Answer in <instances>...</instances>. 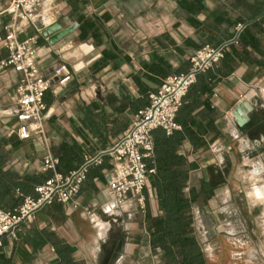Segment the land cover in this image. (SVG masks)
<instances>
[{
	"label": "crops",
	"instance_id": "1",
	"mask_svg": "<svg viewBox=\"0 0 264 264\" xmlns=\"http://www.w3.org/2000/svg\"><path fill=\"white\" fill-rule=\"evenodd\" d=\"M123 1L58 0L53 6L57 9L55 20L48 24L39 22L40 17L45 21L50 11V8L44 6L38 12L37 22L40 25L36 22L34 27L25 32L24 36L36 38L34 59L50 82L43 101L51 118L46 124L48 148L35 139L21 142L11 135L10 132L16 126L15 120L10 117V111L15 103L18 74L12 69L0 74V141H11L6 150L11 151V165L19 175L43 174L42 160L48 150L58 160L57 172L63 175L75 171L85 159L108 151L132 124L134 112L126 97L131 100L140 97L133 77L142 70L143 64L154 62L158 55L166 56L175 69L180 66L172 50L153 47L151 42L169 35L181 43L183 38L195 40L200 35L187 24L186 16L177 8L175 0H148L145 8L164 7L168 10L160 19L155 14L148 15V22H161L169 27L161 31L154 29L153 34L147 35L148 40H151L150 46L143 42L146 37L139 36L133 39L137 45L127 46L119 25L139 24L142 20L138 11L128 14L124 10ZM9 2L10 0H0L1 38L5 35L3 26L8 21L1 13ZM135 2L139 4V0ZM204 3L209 10L227 13L233 20L243 17L247 23L257 22L264 29V0H204ZM171 10L179 14L174 19ZM103 13L109 15L106 27L126 60L120 57L108 65H98L105 47L95 48L91 41L79 40V19ZM73 24H77V28L53 45L49 43L48 37L42 36V32L53 25L64 30ZM234 31L235 36L231 41L235 43L243 27L237 25ZM220 34L214 35L220 38ZM161 43L167 46L164 40ZM259 43L264 52V33L259 37ZM82 44L92 46V51L83 53L80 48ZM7 56V51L1 49L0 60ZM184 59L187 61L184 67L187 72L189 57L185 56ZM61 67L64 70L55 76L54 72ZM232 67L233 71L220 79L209 98L214 120L212 130L203 138V147L195 152L188 142L182 144L181 150L189 160L188 188H196L201 183L208 184L210 179L216 178L221 185H228V189L214 191L209 201L210 208L214 207L216 200L244 194L247 209L258 208L257 213L263 216L260 209H263L261 206L264 204V136L249 137L247 124L251 121L252 114L264 119L262 107L255 100L257 94L264 98V71L256 65H247V62H233ZM242 100L249 102L252 112L248 114V123L240 128L235 124L231 113ZM12 144L17 146L13 147ZM225 161L228 165L227 177L222 171L225 169L222 165ZM110 169L108 159H103L100 167L89 171L76 204H56L61 207V213L55 211L54 204L45 207L41 211L45 217L43 223H37L36 229L46 230L57 239L65 241L72 257L83 264H160L158 256L151 252L143 223L146 211L153 217L157 215V202L153 196L145 200L143 218L139 224L128 226V233L119 240H108L109 224L103 222L102 218L106 216V211L113 209L104 180V171ZM48 174L52 176L51 173ZM55 218L58 224L52 223ZM101 225L108 227L101 231ZM118 242L121 243L120 247ZM209 247L212 255L209 253L208 256ZM260 247V244L248 239L247 243L242 244L221 237L207 245L205 258L207 264H261L253 256V252L257 254L255 249ZM237 250L247 251V260L236 259ZM36 252L37 254L31 244L17 245L14 264H56V256L49 245H44Z\"/></svg>",
	"mask_w": 264,
	"mask_h": 264
},
{
	"label": "trees",
	"instance_id": "2",
	"mask_svg": "<svg viewBox=\"0 0 264 264\" xmlns=\"http://www.w3.org/2000/svg\"><path fill=\"white\" fill-rule=\"evenodd\" d=\"M177 8L186 16V22L200 35L195 40L183 38L179 43L169 35L163 36L166 45L159 40L151 42L153 47L161 50H172L180 66L173 68L165 57L156 56L152 63H145L142 70L133 77L140 97L129 99L126 97L134 115L149 104V95L158 91L162 82L173 74H183L190 57L204 46H219L226 44L223 59L212 69L197 76L195 83L189 88L182 100L175 117V124L179 130L166 135L162 130L152 133L153 154L146 161L148 168L154 170L147 187L143 191L145 200L153 196L157 202V215L151 216L147 211L144 215V227L148 234L151 252L158 256L160 264H207L202 246L194 229L193 208H203L213 197L215 189L220 183L216 178L210 179L208 184L201 183L198 188H188L189 160L181 150L183 142H188L196 152L204 145V136L212 130L214 112L209 104L215 86L222 77L233 71L232 63H246L256 65L264 71V52L259 43V37L264 29L259 23H247L243 17L233 20L227 13H217L206 8L204 0H175ZM109 15L84 17L79 19L80 41H91L95 48L104 46L102 60L97 64L108 65L118 58L126 60L114 44L106 27ZM237 25L243 27L235 43L231 41L235 36ZM215 33H221L220 38ZM247 135L256 138L264 136V119L252 114L247 124ZM11 141H0V211L13 212L26 197H35L36 187L45 183L48 173L37 175H19L11 165V151L6 146ZM13 147L17 144H12ZM91 170V169H90ZM212 175V171L209 170ZM215 179V180H214ZM55 211L61 213V207L54 204ZM41 241L42 245H49L56 256V264H83L72 257L70 248L65 241L59 240L53 233L40 230L35 234L22 229L15 244L7 239L0 245V264H14L17 245L30 243L33 238ZM121 243L118 242V247Z\"/></svg>",
	"mask_w": 264,
	"mask_h": 264
},
{
	"label": "built area",
	"instance_id": "3",
	"mask_svg": "<svg viewBox=\"0 0 264 264\" xmlns=\"http://www.w3.org/2000/svg\"><path fill=\"white\" fill-rule=\"evenodd\" d=\"M57 1L10 0L1 13L8 21L3 26L5 35L0 37V50L5 49L8 56L0 60V74L8 69L18 74L15 103L10 111L16 126L10 134L21 142L35 139L45 148H48L46 124L51 113L43 99L50 82L34 59L36 38L24 34L34 27L43 6L53 7ZM225 47L226 44L204 46L191 55L187 72L166 78L158 91L149 95L148 106L133 116L132 124L124 135L108 151L85 159L75 171L65 175L57 172L58 160L48 150L42 160V172H49L52 176L36 187L34 198H24L15 211H0V245L4 239L16 241L19 232L28 228L36 214L45 207L52 204L74 206L90 169L100 167L103 159H108L111 165L109 171H104V180L113 203V209L106 211L105 215L125 207L130 209L134 205L144 211L143 191L154 175V170L146 165L153 154L152 133L162 130L170 135L179 129L175 117L182 100L197 76L223 59ZM63 70V67L57 69L54 75H59Z\"/></svg>",
	"mask_w": 264,
	"mask_h": 264
},
{
	"label": "rangeland",
	"instance_id": "4",
	"mask_svg": "<svg viewBox=\"0 0 264 264\" xmlns=\"http://www.w3.org/2000/svg\"><path fill=\"white\" fill-rule=\"evenodd\" d=\"M147 1L148 0H139L138 5L135 2V0L123 1L124 10L128 14H131V12L133 11L134 12L138 11V16H140V19L142 20V22H140L139 24L134 23L133 25L131 24L119 25L118 28H120L124 37V43L127 46L137 45L136 40H133L135 36L136 37L139 36L140 38L146 37L144 38L145 40L143 42L147 43L146 45L150 46L151 40H148L147 35L153 34L154 29L161 31L169 27V25L161 22L155 24L148 22V15L155 14L157 19H160L165 13L167 14L168 10L167 8L164 7H159L156 9L145 8ZM49 10L50 11L45 21H42L41 17L39 18V22H41V24L44 23L48 24L53 20H55L57 9L54 7H50ZM171 15L174 19L179 14L176 13L174 10H171ZM39 22H37V25H40ZM173 26H171L170 28L172 29ZM155 40H159L160 42H163V38L161 37ZM255 100L262 107L261 111L264 116V98H260V96L257 94ZM222 165L225 166V169L222 171L227 177L228 175L227 162L226 161L223 162ZM199 185L200 184H197L196 188H198ZM262 186L264 187V184ZM217 189L226 191L228 189V185L219 184V186L215 190ZM260 193L262 194L261 191ZM209 201L206 203V205L203 208L194 206V210H193L194 223H195L193 225L194 226L193 229L199 243L202 246L204 255L206 254L207 245L217 238L222 237L227 240L234 241L236 243L242 242V244L247 243V239H248L254 243L261 245L260 249L259 248L255 249L257 254L253 252L254 253L253 256L261 264H264V204L261 206L263 209H260L261 212L263 213V216H259V213H257L259 212L258 208H256V210L247 209V199L245 198L244 194L238 197H232L231 199L221 198L219 200H216L215 201L216 204L214 205L213 208H210ZM142 212L144 211L139 210V208L134 205L130 209L123 208L117 211H112L104 218H102L103 222L109 224L108 240L111 239L119 240L121 236H124L125 233H128L126 232L128 226L130 227L139 224L143 218ZM38 214H36L29 227L25 228L27 231H29L32 234H35L36 232L39 231L36 229L35 226L37 225V223H43L44 220L43 218H45L42 216L41 211ZM52 223L58 224L59 222L55 218V222H53L52 220ZM107 227L108 225H105V227H103L104 230L107 229ZM10 242L12 245L16 243L15 241H10ZM28 244H31L35 254H37L36 251L41 250V248L43 247L41 241L35 237ZM209 253L212 255V249L210 247L208 248V256ZM235 258L247 260V251L245 252V251L237 250Z\"/></svg>",
	"mask_w": 264,
	"mask_h": 264
},
{
	"label": "water",
	"instance_id": "5",
	"mask_svg": "<svg viewBox=\"0 0 264 264\" xmlns=\"http://www.w3.org/2000/svg\"><path fill=\"white\" fill-rule=\"evenodd\" d=\"M77 28V24H73L71 27L61 30L58 25H53L51 27L46 28L42 32V36L49 40L50 44H55L56 42L60 41L61 39L68 36ZM83 53L88 54L92 51V46L87 44H82L80 46ZM252 112V106L249 104L248 101L242 100L236 108L232 111L231 116L235 121V124L242 128L246 125L249 121L248 114Z\"/></svg>",
	"mask_w": 264,
	"mask_h": 264
},
{
	"label": "bare ground",
	"instance_id": "6",
	"mask_svg": "<svg viewBox=\"0 0 264 264\" xmlns=\"http://www.w3.org/2000/svg\"><path fill=\"white\" fill-rule=\"evenodd\" d=\"M44 7V6H43ZM100 225V224H99ZM103 227H105V225H102ZM101 226V229H102V231L104 230V228Z\"/></svg>",
	"mask_w": 264,
	"mask_h": 264
}]
</instances>
